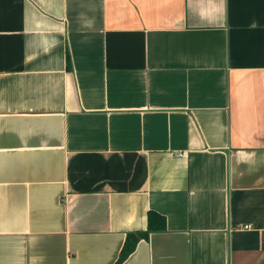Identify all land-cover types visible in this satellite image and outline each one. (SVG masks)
Wrapping results in <instances>:
<instances>
[{
    "label": "crops",
    "instance_id": "0c3cea01",
    "mask_svg": "<svg viewBox=\"0 0 264 264\" xmlns=\"http://www.w3.org/2000/svg\"><path fill=\"white\" fill-rule=\"evenodd\" d=\"M264 264V0H0V264Z\"/></svg>",
    "mask_w": 264,
    "mask_h": 264
},
{
    "label": "trees",
    "instance_id": "16d2710c",
    "mask_svg": "<svg viewBox=\"0 0 264 264\" xmlns=\"http://www.w3.org/2000/svg\"><path fill=\"white\" fill-rule=\"evenodd\" d=\"M147 229L145 231H140L139 233H127L123 242V247L121 248L119 255L117 257L116 264L124 261V258L134 249L136 242L140 238H146L151 232H156L158 230H164V218L156 212L149 211L147 214Z\"/></svg>",
    "mask_w": 264,
    "mask_h": 264
}]
</instances>
